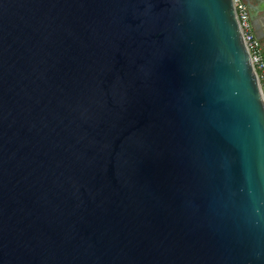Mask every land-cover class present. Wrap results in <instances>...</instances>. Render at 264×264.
I'll return each mask as SVG.
<instances>
[{
    "label": "water",
    "instance_id": "95a60500",
    "mask_svg": "<svg viewBox=\"0 0 264 264\" xmlns=\"http://www.w3.org/2000/svg\"><path fill=\"white\" fill-rule=\"evenodd\" d=\"M0 264H264L232 0H0Z\"/></svg>",
    "mask_w": 264,
    "mask_h": 264
},
{
    "label": "built area",
    "instance_id": "2783aa9c",
    "mask_svg": "<svg viewBox=\"0 0 264 264\" xmlns=\"http://www.w3.org/2000/svg\"><path fill=\"white\" fill-rule=\"evenodd\" d=\"M239 29L248 51L250 61L258 77L260 91L264 99V59L261 53V44L255 36L249 18V12L243 0H232Z\"/></svg>",
    "mask_w": 264,
    "mask_h": 264
},
{
    "label": "crops",
    "instance_id": "0c3cea01",
    "mask_svg": "<svg viewBox=\"0 0 264 264\" xmlns=\"http://www.w3.org/2000/svg\"><path fill=\"white\" fill-rule=\"evenodd\" d=\"M249 12L253 32L261 44L264 59V0H243Z\"/></svg>",
    "mask_w": 264,
    "mask_h": 264
}]
</instances>
